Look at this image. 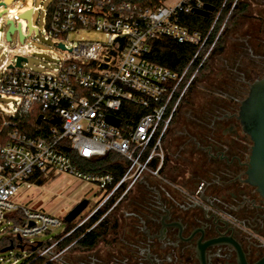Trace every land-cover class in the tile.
<instances>
[{
	"label": "built area",
	"instance_id": "2783aa9c",
	"mask_svg": "<svg viewBox=\"0 0 264 264\" xmlns=\"http://www.w3.org/2000/svg\"><path fill=\"white\" fill-rule=\"evenodd\" d=\"M30 2L12 0L0 17V46L6 54L0 64L2 128L10 127L13 118H37L38 122L27 132L12 128L6 142L0 143V238L16 240L4 248L13 247L7 256H0V264H22L33 255L39 257L38 253L50 249L53 239L45 243L29 240L58 228L64 231L60 217L71 208L54 215L18 204L20 190L36 186L33 175L46 178V182L68 176L95 187L93 195L97 197L90 213L76 228L111 200L105 215L116 209L142 176L161 175L166 157L163 141L194 75L183 86L187 70L179 74L150 62L149 42L168 39L196 47L191 64L199 51L205 50L201 67L222 33L212 39L219 14L206 32L183 24L182 17L201 10L203 0H177L155 9L125 0H41V6L28 9ZM28 10L31 29L23 32L22 23L27 21L19 16ZM36 11L43 13L41 30L32 21ZM8 21L15 28L19 25L23 36L20 41L14 32L13 48V35L6 40ZM83 31H94L104 40L69 43L70 34ZM37 35L52 42L53 49L42 52L31 47L28 42ZM41 53L49 55L53 67L41 72L24 68L30 56ZM17 58L25 60L20 67ZM107 116L118 119L119 125L106 122ZM65 149L86 161L116 154L123 159L124 175L115 182L111 174L85 173ZM16 249L22 255L14 253Z\"/></svg>",
	"mask_w": 264,
	"mask_h": 264
},
{
	"label": "flooded vegetation",
	"instance_id": "af4514ba",
	"mask_svg": "<svg viewBox=\"0 0 264 264\" xmlns=\"http://www.w3.org/2000/svg\"><path fill=\"white\" fill-rule=\"evenodd\" d=\"M247 3L256 9L239 47L222 60L193 126L173 137L176 175L142 176L95 244L56 242L59 254L42 264H264V199L247 182L253 142L238 120L264 80V0Z\"/></svg>",
	"mask_w": 264,
	"mask_h": 264
},
{
	"label": "rangeland",
	"instance_id": "374dc122",
	"mask_svg": "<svg viewBox=\"0 0 264 264\" xmlns=\"http://www.w3.org/2000/svg\"><path fill=\"white\" fill-rule=\"evenodd\" d=\"M177 0H167L165 3L166 5H171ZM244 1L247 3V0H239ZM47 4H44L43 7L46 8ZM250 4V3H248ZM41 6V0H31L28 4V9L32 7H39ZM256 8L252 7L250 4V11L247 14V17L240 18L237 21V25L233 28L225 29V25L219 28L218 32L221 31V35L223 36V47L220 52L211 54L209 57V67L210 72L206 74L205 77L200 76L197 77L195 83L193 84L192 89L189 91L187 98L183 101L176 112V116L174 118L173 123L170 125L167 133V140L165 142V147L168 150L167 158L169 161L167 162V166L165 170L161 173L167 177H173L176 175L177 171L174 166L177 162L175 160V152L173 146V137L177 134V132H183L184 128L189 129L193 126L192 118L193 113L200 108V104L204 102V97L206 92L208 91L211 80L215 79L216 72H219L221 69V65L223 63L222 60H226L228 55L237 47L238 38H240L241 32L245 30L247 25V21L245 18L249 19L251 14L254 13ZM43 13L34 12L32 15V21L34 25H37L39 29H43ZM17 21V19H16ZM9 27V26H8ZM7 27V30H8ZM26 24L25 22L22 23V31L26 32ZM223 28V29H222ZM222 29V30H221ZM7 32V31H6ZM17 34H13L12 42L10 48H13L16 42ZM1 39V35H0ZM104 38L102 35L95 33L94 31H83L78 34H70L68 37L69 43H78L82 41L87 42H103ZM28 44L31 47H34L37 51H49L53 49L52 42L45 41L42 36L37 35L32 38ZM6 58V54L2 53V47L0 46V64ZM52 62L51 58L47 54H33L27 59V63L25 64L24 68L33 70L35 72H41L44 69H50L53 67L50 63ZM1 78V77H0ZM217 80V79H215ZM1 102V101H0ZM178 135V134H177ZM176 137L178 138V136ZM180 140V139H179ZM170 147L172 148L170 151ZM175 163V164H174ZM174 164V165H173ZM177 168V165H175ZM145 177L147 175H144ZM95 191V187L91 184H83L80 181L73 179L68 176H60L54 179L53 181H47L42 186H30L29 188H24L20 190L19 197H18V204L20 206L28 207L30 209L46 211L49 214L57 215L60 213H64V209L71 208L76 203L83 199H88L89 206L79 215L75 220L74 224L78 223L83 216H88L93 205V201L97 196H94L93 193ZM126 197L118 204L116 207V212H118L122 206H124ZM124 201V202H123ZM62 213V214H63ZM63 222V226L65 228L66 223L64 222V216L60 217ZM63 232L62 228H58L55 230L50 231L47 234L40 235L37 237L31 238L29 241L30 243H45L50 241L51 239L55 238L56 236L60 235ZM0 238V242H1ZM50 249L46 253H38L40 256L39 258L45 260L48 259L50 255H58L59 251H57V247L54 243L50 246ZM17 255H22L21 251L18 249L15 250ZM8 252L0 254V256H7ZM14 260V259H13Z\"/></svg>",
	"mask_w": 264,
	"mask_h": 264
},
{
	"label": "trees",
	"instance_id": "16d2710c",
	"mask_svg": "<svg viewBox=\"0 0 264 264\" xmlns=\"http://www.w3.org/2000/svg\"><path fill=\"white\" fill-rule=\"evenodd\" d=\"M131 4H135L140 7H147L150 9H155L162 4H164L167 0H125ZM204 5H208L214 8V11L209 14L208 17H202L195 14H189L182 17V22L188 28L192 30H199L202 32L208 31L214 24L217 15L219 14L212 30V39H214L218 33L219 28L221 25H225V29H229L230 27L234 28L237 25V21L240 18L247 17V14L250 11V4L239 1V0H203ZM223 47V36L221 35L218 41L215 44L214 50L212 54L220 52ZM149 54L147 59L155 64L164 66L170 69L173 72L182 74L184 71L187 70L185 79L183 81V86L188 82L190 77L194 75L193 81L188 86L185 95L183 96L181 103L186 100L189 91L192 89L193 84L195 83L197 77L203 75L206 76L210 72L209 67V59L203 62L201 67L199 64L201 62L203 53L205 50H200L197 59L191 64L192 58L197 53L198 49L196 47L190 45H182L175 43L168 39H155L149 42ZM176 113L173 116L171 124L174 121ZM11 122L10 127H3L2 128V119L0 117V143L4 144L6 142V134L12 128L17 127L25 132L29 130L30 126L37 125V118H28V119H9ZM170 124V125H171ZM167 140V136H165L163 143L165 144ZM170 147V151H171ZM65 153L72 159V161L80 167V169L85 173L90 174H111L114 176L115 182H118L122 176L124 175L125 168L123 159L113 153L107 154L105 157L96 159L94 161H86L83 159L78 158V156L71 150L65 149ZM169 161L168 158L165 159L164 166L161 170V173L165 170L167 166V162ZM154 168L153 165H151ZM176 171V169H175ZM32 181H34L36 186H42L46 182V178L35 174L32 176ZM111 200L107 203L97 214H95L92 218H90L83 226H81L76 233H74L71 238L64 242V236L76 228L75 224H68L66 223L64 231L53 238V243L59 242L57 244L58 249H63L68 246L69 243L73 242L74 240H78V246L80 247H91L98 238L101 237L103 234V229H106L107 226L113 223L112 212H109L105 215L109 207L112 205ZM105 215V216H104ZM94 225V229L88 233L87 235L83 236L86 230L91 229ZM11 243L15 244V239H2L0 242V254L1 250L4 249L6 246L10 245ZM43 259L36 257L35 255L32 256L31 259L24 261L22 264H42Z\"/></svg>",
	"mask_w": 264,
	"mask_h": 264
},
{
	"label": "water",
	"instance_id": "95a60500",
	"mask_svg": "<svg viewBox=\"0 0 264 264\" xmlns=\"http://www.w3.org/2000/svg\"><path fill=\"white\" fill-rule=\"evenodd\" d=\"M12 0H1L0 6L3 7L0 12V17L6 13V8L10 5ZM214 11L213 7L204 5L201 10H193V14L208 17L211 12ZM20 19L27 21L26 27L28 30L30 27L31 10L26 11L24 14L19 16ZM8 30L6 32V40H11V35L16 31L19 34L20 41H23L21 34V27L18 25L16 28L12 21H8ZM63 48L62 45H59ZM24 59L17 58L16 66L20 67L21 62ZM238 120L243 128V131L251 138L253 147L249 158L248 165V179L247 182L257 189V192L264 199V80L251 86L248 97L241 103L239 109ZM106 122L111 125L118 126L119 120L114 119L111 116L106 117ZM87 201L83 200L77 204L65 217V223H72L86 208ZM10 246L1 251L6 253L12 250Z\"/></svg>",
	"mask_w": 264,
	"mask_h": 264
}]
</instances>
